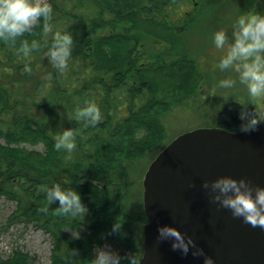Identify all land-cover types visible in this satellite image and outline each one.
I'll use <instances>...</instances> for the list:
<instances>
[{"label":"trees","instance_id":"1","mask_svg":"<svg viewBox=\"0 0 264 264\" xmlns=\"http://www.w3.org/2000/svg\"><path fill=\"white\" fill-rule=\"evenodd\" d=\"M191 4L183 15L180 3ZM54 30L74 36L66 72L52 67L44 49L31 59L0 41V197L15 206L7 223L33 225L51 239L50 264H66L68 248H76L80 264H90L97 246L110 244L122 256L141 245L132 226L145 224L143 211L127 208L125 175L131 166L153 157L167 144L164 117L192 98L201 84L196 63L177 51L185 22L208 12V0H50ZM194 6V7H193ZM52 34L49 33V41ZM41 40V27L20 39ZM42 42V41H41ZM32 67L24 71V65ZM51 73V75H48ZM95 101L103 120L84 127L74 111ZM226 104L216 127L237 132L239 112ZM66 127L79 129L76 148L54 147ZM232 129H235L233 131ZM41 145L29 149L22 145ZM143 160V161H144ZM149 161V162H150ZM59 184L80 193L89 212L72 218L48 203L42 186ZM121 223L119 233L112 225ZM74 232V236L65 229ZM19 251L0 264H31Z\"/></svg>","mask_w":264,"mask_h":264},{"label":"clouds","instance_id":"2","mask_svg":"<svg viewBox=\"0 0 264 264\" xmlns=\"http://www.w3.org/2000/svg\"><path fill=\"white\" fill-rule=\"evenodd\" d=\"M54 11L50 0H0V41L12 47L18 55L31 59L33 50L44 49L52 67L59 73H64L69 67L73 54L74 36L69 30H54L51 23ZM41 27V40L20 39L25 33H31L37 26ZM49 33L52 34L49 41ZM216 49H226L218 61L221 70L234 69L238 73L239 84L246 87L250 101L264 98V13L240 14L232 25L231 38L225 28H219L212 34ZM42 41V42H41ZM24 71L31 72L32 67L26 63ZM48 75H51L49 73ZM218 87L234 89L237 80L231 77L218 80ZM239 130L254 131L264 122V110L255 107L254 110L241 108L239 112ZM77 122H83L84 127L96 126L103 120L100 106L92 100L77 104L74 117ZM235 131V129H232ZM79 129L66 127L55 137L54 147L71 153L76 148V135ZM201 186L209 189L211 200L218 202V207L230 209L231 215L240 217L253 227L264 228V187H253L244 177L239 179L230 175H221L209 181L203 180ZM49 204L58 201V211L72 217L84 218L89 212L82 201L80 193L73 188H63L59 184L51 187L42 186ZM254 191V194H253ZM121 223L112 225V232L119 233ZM157 240H171V247L187 254L191 249L193 256H202L203 264H215L211 255L196 244L192 236L186 235L172 225H159ZM143 255L136 252L122 256L110 244L97 246L90 264H142ZM66 264H80L79 251L68 248Z\"/></svg>","mask_w":264,"mask_h":264},{"label":"water","instance_id":"3","mask_svg":"<svg viewBox=\"0 0 264 264\" xmlns=\"http://www.w3.org/2000/svg\"><path fill=\"white\" fill-rule=\"evenodd\" d=\"M221 175L264 187V122L249 132L186 131L154 156L142 180V264H203L191 249L185 255L171 240H157V228L165 224L192 236L215 264H264V228L218 207L201 186Z\"/></svg>","mask_w":264,"mask_h":264},{"label":"rangeland","instance_id":"4","mask_svg":"<svg viewBox=\"0 0 264 264\" xmlns=\"http://www.w3.org/2000/svg\"><path fill=\"white\" fill-rule=\"evenodd\" d=\"M195 1L197 0H192V2ZM208 1L215 3L211 10L183 24L186 30L182 32L177 49L179 54H185L196 63L202 77L201 84L192 98L165 115V143L186 131L216 127L219 112L230 102L242 105L249 111L254 110L255 107L264 110V98L250 101L246 87L239 84L238 73L234 69H219L218 61L226 49H216L212 40L213 32L219 28H225L231 38L232 25L238 15L264 13V0ZM178 9L183 12V15L192 14L191 4L180 3ZM226 77L237 80L234 89L218 87V80ZM22 146L38 150L42 148L40 144ZM150 158L147 157L138 165L131 166L125 175L129 189L126 198L127 208L133 215L142 212V180ZM14 206L11 201L0 197V259L7 258L13 251H19L33 259L31 264H50L52 244L47 234L33 225L7 223ZM143 225L134 222L132 226L141 248ZM65 230L75 235L72 230L68 228Z\"/></svg>","mask_w":264,"mask_h":264}]
</instances>
